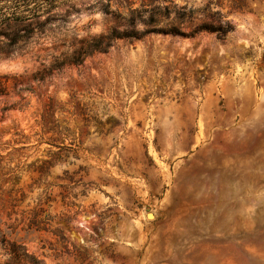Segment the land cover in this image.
<instances>
[{
    "label": "rangeland",
    "instance_id": "rangeland-1",
    "mask_svg": "<svg viewBox=\"0 0 264 264\" xmlns=\"http://www.w3.org/2000/svg\"><path fill=\"white\" fill-rule=\"evenodd\" d=\"M172 1L0 0V264H264V0Z\"/></svg>",
    "mask_w": 264,
    "mask_h": 264
},
{
    "label": "trees",
    "instance_id": "trees-1",
    "mask_svg": "<svg viewBox=\"0 0 264 264\" xmlns=\"http://www.w3.org/2000/svg\"><path fill=\"white\" fill-rule=\"evenodd\" d=\"M124 1L128 0H119L120 4H123ZM157 0H141L140 6L136 8H132L131 2L128 3L129 14L125 15L121 12L110 10L109 5L106 8L108 13H112L118 18H123L130 25L135 24L137 21H143L149 25L154 24L156 22L157 16L163 14V16L169 17L172 13H174L178 18L184 19L185 17L192 16L193 9H188L186 6L178 8L176 4L169 0V3L163 5L156 3ZM148 13V15H147ZM7 233L0 229V244L5 246L7 241L6 238ZM20 250H24L20 255ZM12 251L15 253L16 258L13 263L6 264H24L22 263L21 257L26 256L29 257L25 250V246L23 243L13 242L12 243ZM33 264H37L38 260L35 258H31Z\"/></svg>",
    "mask_w": 264,
    "mask_h": 264
},
{
    "label": "bare ground",
    "instance_id": "bare-ground-1",
    "mask_svg": "<svg viewBox=\"0 0 264 264\" xmlns=\"http://www.w3.org/2000/svg\"><path fill=\"white\" fill-rule=\"evenodd\" d=\"M233 174V173H232ZM236 176V175H235ZM236 179V178H235ZM238 183V182H237ZM147 217H148V219L149 220H153L154 218H155V214H154V212H150V213H148L147 214Z\"/></svg>",
    "mask_w": 264,
    "mask_h": 264
}]
</instances>
